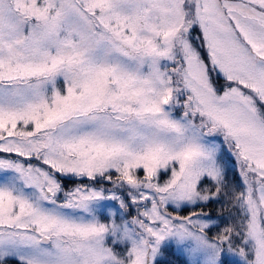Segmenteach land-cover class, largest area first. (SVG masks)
I'll use <instances>...</instances> for the list:
<instances>
[{"label": "snow or ice", "instance_id": "obj_1", "mask_svg": "<svg viewBox=\"0 0 264 264\" xmlns=\"http://www.w3.org/2000/svg\"><path fill=\"white\" fill-rule=\"evenodd\" d=\"M169 251L264 264V0H0V264Z\"/></svg>", "mask_w": 264, "mask_h": 264}, {"label": "trees", "instance_id": "obj_2", "mask_svg": "<svg viewBox=\"0 0 264 264\" xmlns=\"http://www.w3.org/2000/svg\"><path fill=\"white\" fill-rule=\"evenodd\" d=\"M218 82L220 83V85L224 83L222 79L218 80ZM225 159L228 160L226 155ZM228 166L230 169L228 172V178L229 180H232L237 175V170L233 163H229ZM204 211L210 213L214 218H222L224 222H229V217L232 214L231 208L228 204L226 197H221L218 201H213L209 203V205L204 209ZM223 226L224 223H221V227ZM213 231L215 232L217 231V229H213ZM182 260L183 257L176 251H169L161 257L160 264H181ZM8 264H12V262L8 261Z\"/></svg>", "mask_w": 264, "mask_h": 264}, {"label": "rangeland", "instance_id": "obj_3", "mask_svg": "<svg viewBox=\"0 0 264 264\" xmlns=\"http://www.w3.org/2000/svg\"><path fill=\"white\" fill-rule=\"evenodd\" d=\"M220 85V83L218 82V86ZM226 157H227V159L228 160H230V157H228L227 156V154H226ZM231 163H233V165H234V162H231ZM73 185H72V183H68V187L70 188V187H72ZM178 254H180L178 251H176ZM181 255V254H180ZM229 259H231V257H229Z\"/></svg>", "mask_w": 264, "mask_h": 264}]
</instances>
